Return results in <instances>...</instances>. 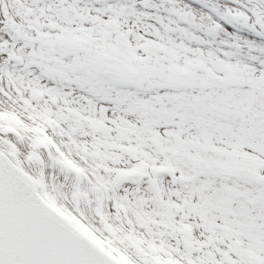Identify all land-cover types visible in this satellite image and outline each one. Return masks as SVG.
<instances>
[{
    "label": "snow or ice",
    "instance_id": "6c2138e0",
    "mask_svg": "<svg viewBox=\"0 0 264 264\" xmlns=\"http://www.w3.org/2000/svg\"><path fill=\"white\" fill-rule=\"evenodd\" d=\"M0 264H264V0H0Z\"/></svg>",
    "mask_w": 264,
    "mask_h": 264
}]
</instances>
